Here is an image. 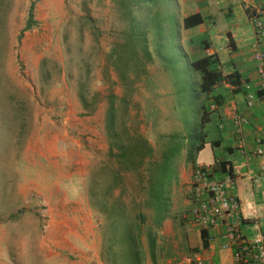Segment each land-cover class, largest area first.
<instances>
[{"label":"rangeland","instance_id":"374dc122","mask_svg":"<svg viewBox=\"0 0 264 264\" xmlns=\"http://www.w3.org/2000/svg\"><path fill=\"white\" fill-rule=\"evenodd\" d=\"M179 13L0 0V264L195 263L178 171L208 94Z\"/></svg>","mask_w":264,"mask_h":264},{"label":"crops","instance_id":"0c3cea01","mask_svg":"<svg viewBox=\"0 0 264 264\" xmlns=\"http://www.w3.org/2000/svg\"><path fill=\"white\" fill-rule=\"evenodd\" d=\"M178 9L179 25L188 44L195 45L199 59L211 58L224 76L204 93L208 99L204 102L207 116L202 148L197 151L194 147L191 153L188 150L179 177L190 180L196 166L228 172L237 184L238 228L250 238L257 221L264 223V84L254 68L256 49L264 50L262 44H254V22L260 13L264 19V0H178ZM186 21L191 25L186 26ZM245 83L256 95L251 107L246 106ZM239 113L246 121L238 126L234 119ZM257 150L262 154L257 155ZM191 231L188 245L197 252L191 264L199 260L203 264H236V247H223V225ZM189 261L184 259L179 264Z\"/></svg>","mask_w":264,"mask_h":264},{"label":"built area","instance_id":"2783aa9c","mask_svg":"<svg viewBox=\"0 0 264 264\" xmlns=\"http://www.w3.org/2000/svg\"><path fill=\"white\" fill-rule=\"evenodd\" d=\"M255 45L264 46V19L260 13L254 22ZM254 68L264 84V50L256 49ZM246 106L251 107L256 95L249 83L242 86ZM242 114H236L235 125L245 123ZM222 129L221 126H219ZM261 155V150H257ZM192 201L189 218L198 229H211L219 225L225 227L223 247H236V264H264V227L257 221V229L252 237L246 238L238 228L240 205L236 195L237 184L228 172H217L210 167L196 166L192 173ZM196 264H203L197 261Z\"/></svg>","mask_w":264,"mask_h":264},{"label":"trees","instance_id":"16d2710c","mask_svg":"<svg viewBox=\"0 0 264 264\" xmlns=\"http://www.w3.org/2000/svg\"><path fill=\"white\" fill-rule=\"evenodd\" d=\"M186 26H190L191 23L186 21ZM213 60L211 58L205 57L199 60H195L192 62V67L195 71L201 72V91L206 93L210 90V88L218 81L224 78L222 76V72L213 66ZM229 78V76H227ZM206 123V120L204 121ZM196 145V146H195ZM193 148L199 151L202 148V144H193ZM192 148V151H193Z\"/></svg>","mask_w":264,"mask_h":264},{"label":"bare ground","instance_id":"6f19581e","mask_svg":"<svg viewBox=\"0 0 264 264\" xmlns=\"http://www.w3.org/2000/svg\"><path fill=\"white\" fill-rule=\"evenodd\" d=\"M17 1V0H16ZM16 9V8H15ZM15 12H16V10H15Z\"/></svg>","mask_w":264,"mask_h":264}]
</instances>
